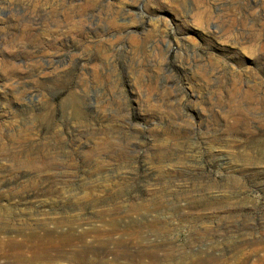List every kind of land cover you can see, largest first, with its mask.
Masks as SVG:
<instances>
[{
  "label": "rangeland",
  "instance_id": "obj_1",
  "mask_svg": "<svg viewBox=\"0 0 264 264\" xmlns=\"http://www.w3.org/2000/svg\"><path fill=\"white\" fill-rule=\"evenodd\" d=\"M86 194L171 264L264 243V0H0V225Z\"/></svg>",
  "mask_w": 264,
  "mask_h": 264
},
{
  "label": "bare ground",
  "instance_id": "obj_2",
  "mask_svg": "<svg viewBox=\"0 0 264 264\" xmlns=\"http://www.w3.org/2000/svg\"><path fill=\"white\" fill-rule=\"evenodd\" d=\"M90 197L86 194L76 200L77 205L64 203L54 211L40 205L10 214L0 225V264H142V257L151 258L150 264L174 261L172 250L161 254L160 244H142L137 227L130 229L135 222L122 226L114 216L87 212L95 203ZM260 244L246 251L239 249L231 256V264H248L264 248ZM118 257L123 261L118 263ZM251 264H264V252Z\"/></svg>",
  "mask_w": 264,
  "mask_h": 264
}]
</instances>
